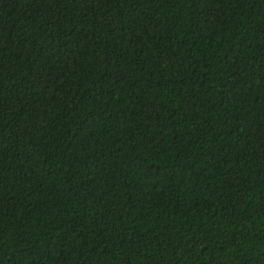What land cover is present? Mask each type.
<instances>
[{
	"label": "trees",
	"instance_id": "obj_1",
	"mask_svg": "<svg viewBox=\"0 0 264 264\" xmlns=\"http://www.w3.org/2000/svg\"><path fill=\"white\" fill-rule=\"evenodd\" d=\"M0 264H264V0H0Z\"/></svg>",
	"mask_w": 264,
	"mask_h": 264
}]
</instances>
